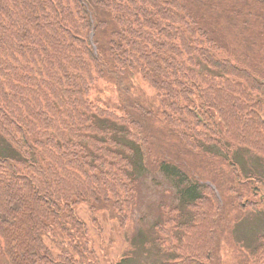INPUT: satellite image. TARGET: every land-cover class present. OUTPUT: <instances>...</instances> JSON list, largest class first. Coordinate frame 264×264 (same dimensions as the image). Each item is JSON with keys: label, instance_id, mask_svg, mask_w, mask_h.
Wrapping results in <instances>:
<instances>
[{"label": "trees", "instance_id": "1", "mask_svg": "<svg viewBox=\"0 0 264 264\" xmlns=\"http://www.w3.org/2000/svg\"><path fill=\"white\" fill-rule=\"evenodd\" d=\"M261 160L264 0H0V264H100L144 184L161 264H221Z\"/></svg>", "mask_w": 264, "mask_h": 264}, {"label": "rangeland", "instance_id": "2", "mask_svg": "<svg viewBox=\"0 0 264 264\" xmlns=\"http://www.w3.org/2000/svg\"><path fill=\"white\" fill-rule=\"evenodd\" d=\"M226 155L233 158V151L236 149L234 146L229 144L225 139L217 146ZM218 153V154H219ZM248 160V156L246 157ZM261 164L258 165L262 174L264 175V161L261 160ZM258 163V162H256ZM259 164V163H258ZM255 166L256 165H252ZM264 179V178H263ZM145 183H152L147 180ZM209 185L217 192L218 197L220 194L217 191L215 185L209 182ZM170 186V185H169ZM249 194L253 196L255 188H258L257 201L259 204L254 208L246 210L243 221L236 225L232 240L233 245H223L221 264H257L255 247L259 245L258 236L264 233V180L261 183L253 182L250 184ZM221 200V199H220ZM140 204L135 212L133 220L129 229L126 232L119 234L115 231L109 222H106L107 218L104 217V228H105V240L106 244H101L98 254L102 256L104 252L108 253L106 260H100V264H116L118 260L126 255H129V262L127 264H161L166 260L172 258L171 255L163 252L154 244V240L157 237V233L154 232L152 226L157 222L160 217V203L166 202L168 204L176 203V199L173 193L167 197H163L158 188L153 187V184L142 185V194L139 199ZM237 222L233 223L236 224ZM112 230L114 232H112ZM232 233V232H231ZM241 238L240 240H238ZM113 239V243L110 240ZM243 258V260H242ZM244 258H248V263L245 262ZM105 259V257H103Z\"/></svg>", "mask_w": 264, "mask_h": 264}]
</instances>
